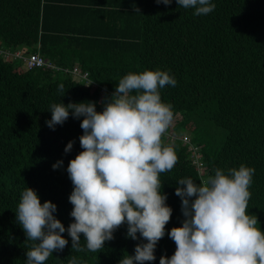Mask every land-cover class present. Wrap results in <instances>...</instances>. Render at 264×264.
I'll list each match as a JSON object with an SVG mask.
<instances>
[{"label":"trees","instance_id":"1","mask_svg":"<svg viewBox=\"0 0 264 264\" xmlns=\"http://www.w3.org/2000/svg\"><path fill=\"white\" fill-rule=\"evenodd\" d=\"M211 2L213 12L194 16V9L179 7L176 0L168 6L155 0H0V50L39 53L51 64L28 68L23 58L0 52V264H26L33 242L26 241L16 219L26 187L36 190L41 203L57 205L54 215L65 228L73 222L68 199L73 185L66 169L83 150L82 118L70 114L52 130L45 123L50 105L95 101L102 111L100 101L121 77L146 69L168 71L177 80L160 93L174 111L172 132L163 142L178 156L174 168L160 176L173 211L156 260L146 264H159L162 255L175 252L167 232L184 219L177 182L190 177L199 183L216 168L255 169L248 212L264 231V0ZM195 116L225 130L219 146L201 136L175 137ZM70 140L73 149L65 154ZM192 147L199 148L202 172ZM58 160L63 167L54 170ZM126 233L125 224L99 252L77 253L65 232L68 245L45 264H68L72 256L87 264H118L124 254L134 255L137 243L146 242ZM80 243L86 244L83 235Z\"/></svg>","mask_w":264,"mask_h":264},{"label":"clouds","instance_id":"2","mask_svg":"<svg viewBox=\"0 0 264 264\" xmlns=\"http://www.w3.org/2000/svg\"><path fill=\"white\" fill-rule=\"evenodd\" d=\"M155 2L168 6L173 0ZM176 3L194 9V16L207 15L216 7L211 0ZM176 85L168 71L146 69L121 77L114 91L100 101L102 111H97L95 101L50 105L51 119L45 123L52 130L70 114L82 118L79 143L83 150L66 169L73 185L68 197L73 222L65 228L54 215L57 205L50 200L41 203L36 190L26 187L16 210L26 241L33 242L25 252L26 264H45L54 252H62L68 245L65 232L75 252H99L125 224L128 238L146 242L137 243L134 255L124 254L118 264L156 260L157 244L173 211L166 203L160 176L178 162L174 147L163 142L174 111L173 105L162 101L160 89ZM58 91L64 92L63 84ZM74 143L66 144L65 154ZM62 167L63 160L52 165L54 170ZM213 171L199 183L190 177L177 182L175 195L181 199L184 219L167 232L176 248L171 257L162 255L159 264H264V231L258 217L248 212L255 169L241 164ZM68 264L87 261L72 256Z\"/></svg>","mask_w":264,"mask_h":264},{"label":"rangeland","instance_id":"3","mask_svg":"<svg viewBox=\"0 0 264 264\" xmlns=\"http://www.w3.org/2000/svg\"><path fill=\"white\" fill-rule=\"evenodd\" d=\"M171 132V130H167V134H171ZM186 134L189 135L191 140L197 136H201L204 139H212L213 146L217 147L220 145V140H222L225 135V130L215 127L213 124L209 123L207 119H201L195 116L189 120L188 127L186 129L179 130V132L175 134V137L179 136L184 140ZM172 138L173 137L170 138V141H172Z\"/></svg>","mask_w":264,"mask_h":264},{"label":"built area","instance_id":"4","mask_svg":"<svg viewBox=\"0 0 264 264\" xmlns=\"http://www.w3.org/2000/svg\"><path fill=\"white\" fill-rule=\"evenodd\" d=\"M1 53H3L5 55V57H13V58H23L26 66L28 68H34V67H38V66H51V64L46 61L39 53H30L27 56H24L22 54L21 51L17 50V51H3L0 50ZM75 74H78L77 69L73 70ZM84 76V75H83ZM186 139V138H185ZM198 147H192V150L194 151L193 153V159L195 161V163L197 164V167L199 169V172H202V163L200 161V154L198 153Z\"/></svg>","mask_w":264,"mask_h":264}]
</instances>
